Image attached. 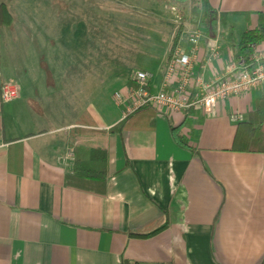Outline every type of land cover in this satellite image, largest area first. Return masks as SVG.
Wrapping results in <instances>:
<instances>
[{"label": "crops", "instance_id": "1", "mask_svg": "<svg viewBox=\"0 0 264 264\" xmlns=\"http://www.w3.org/2000/svg\"><path fill=\"white\" fill-rule=\"evenodd\" d=\"M161 1V10H120L125 27L137 21L153 30L154 37L147 35L144 43L157 46L161 56L148 54L157 65L132 67L127 74L117 65L100 89L99 69L77 56L68 67L63 60L62 71L48 69L45 53L38 64L42 60L47 69L13 71L19 95L8 102L0 98V264L264 263V151L233 149L238 123L247 121L264 85L219 100L208 117L193 107L179 112L153 108L154 118L141 117L135 128L120 134L98 131L127 113L126 104L115 98L111 104L110 85L118 86L113 97L125 94L131 72L146 70L153 76L149 89L158 91L174 42L183 51L189 47L197 18L190 10L183 16L169 10L178 0ZM208 3L225 23L201 30L191 98L201 91L196 79L211 82L231 63L237 65L235 22L243 23L242 32L253 29L258 13H264V0ZM131 11L138 20L128 15ZM60 19L59 10L42 17V26ZM9 26L0 25V37ZM10 78L1 67L0 49V85ZM177 133L187 146L176 140ZM79 145L106 147L104 194L66 185ZM156 228L146 237L131 235Z\"/></svg>", "mask_w": 264, "mask_h": 264}, {"label": "rangeland", "instance_id": "2", "mask_svg": "<svg viewBox=\"0 0 264 264\" xmlns=\"http://www.w3.org/2000/svg\"><path fill=\"white\" fill-rule=\"evenodd\" d=\"M0 1L10 8L13 15L12 25L3 31L0 37L1 67L7 74L11 73L9 81H15L13 76L15 70L37 72L41 68L47 69L41 58L38 64V57L45 53L48 56V69L54 72L63 70L65 59L67 61L65 65L68 67V62L71 64L70 60L74 56L82 60H91L92 65L101 72L98 81L100 89L106 84L108 76L116 73L117 65L124 67L125 72L121 74H127L132 67L146 68L145 66L157 65L156 62L151 63L149 53L161 56L155 52L157 46H147L144 43L147 35L154 37L153 30L147 31L145 25L137 21L131 24V27H125L127 25L122 24L120 12L124 10L125 14L126 10H161L163 8L161 0ZM190 8L191 0H184L170 6L169 10H180L182 15ZM59 10L60 22L56 21L55 25L49 23L43 27L42 17H53ZM130 13L138 20L136 12L131 11L128 15ZM33 23L37 25V30L32 29ZM128 28L131 29L127 30ZM243 29V23L237 21L233 33L238 36ZM170 30L171 28L166 29L167 36ZM115 82L114 79L111 84ZM116 87L118 86L110 85L107 90L113 105L115 102L112 94Z\"/></svg>", "mask_w": 264, "mask_h": 264}, {"label": "built area", "instance_id": "3", "mask_svg": "<svg viewBox=\"0 0 264 264\" xmlns=\"http://www.w3.org/2000/svg\"><path fill=\"white\" fill-rule=\"evenodd\" d=\"M202 36L201 29L196 26L189 35V47L186 51L179 46L173 48L166 63L161 89L155 92L149 89L153 77L150 72L134 70L129 75L130 85L126 88V93L115 92L114 98L127 105V113L142 105L167 112H179L193 107L201 109L204 116L208 117L213 114L219 100L264 85V46H261L250 57L251 65L243 64L241 60V65L231 63L222 76L211 82L196 79L201 91L191 98L189 88L194 81L192 70ZM217 48V41L214 39L211 46L213 53H216ZM18 95L17 83L9 81L0 85V98L3 102L11 101Z\"/></svg>", "mask_w": 264, "mask_h": 264}, {"label": "trees", "instance_id": "4", "mask_svg": "<svg viewBox=\"0 0 264 264\" xmlns=\"http://www.w3.org/2000/svg\"><path fill=\"white\" fill-rule=\"evenodd\" d=\"M184 1V0H179ZM190 13L197 18L198 27L206 32L211 31L220 23L224 24L225 17L223 14L218 16L208 0H191ZM247 17V16H245ZM12 23L6 5L0 3V25L9 26ZM264 13H258V26L250 29L247 28L240 33L236 43L232 45L233 60L241 65H251L250 57L256 48L264 44ZM175 42L170 50L172 52ZM170 56V55H169ZM253 65V64H252ZM130 82V81H128ZM154 109L148 105H142L133 111L127 113L120 121L109 127L107 130H98L99 132L120 134L123 130L132 129L138 126L141 117L154 118ZM79 122H86L85 115H82ZM90 124V122H89ZM177 128H173V131ZM83 129L74 128L73 132ZM176 140L187 146V141L179 133L175 135ZM233 149L244 151H264V93L255 100V107L248 113L247 121L238 123L236 134L233 141ZM73 162L71 172L66 175V185L97 194L105 193L106 180L108 177V155L104 145H93L85 147L76 146L73 149ZM166 225L163 223L161 226ZM160 228L153 229L149 232L138 233L131 232V235L138 237L149 236ZM122 264H137L128 260H122ZM264 264V263H261Z\"/></svg>", "mask_w": 264, "mask_h": 264}]
</instances>
